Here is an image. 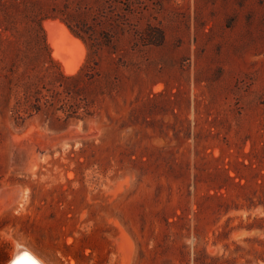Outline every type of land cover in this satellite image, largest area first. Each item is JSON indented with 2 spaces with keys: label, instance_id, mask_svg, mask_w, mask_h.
<instances>
[{
  "label": "rangeland",
  "instance_id": "374dc122",
  "mask_svg": "<svg viewBox=\"0 0 264 264\" xmlns=\"http://www.w3.org/2000/svg\"><path fill=\"white\" fill-rule=\"evenodd\" d=\"M51 9L103 44L96 75L40 60L9 84L5 16ZM101 15L127 22L114 35ZM49 20L84 45H66L74 74ZM44 22L78 75L88 46ZM27 73L54 103L17 122ZM262 184L264 0H0V264L17 243L49 264H246Z\"/></svg>",
  "mask_w": 264,
  "mask_h": 264
},
{
  "label": "trees",
  "instance_id": "16d2710c",
  "mask_svg": "<svg viewBox=\"0 0 264 264\" xmlns=\"http://www.w3.org/2000/svg\"><path fill=\"white\" fill-rule=\"evenodd\" d=\"M86 1V0H81ZM18 5V4H16ZM58 12V13H57ZM63 14V15H58ZM64 11H56V9H51L47 11V13L43 11H39L34 15L32 12L30 15H6L4 20L6 23H3L2 34H4L6 40L9 43L15 45L17 53L15 54L14 63L12 64V73L6 75V79L9 84H12L11 78L12 75L16 73L14 68L19 67L21 64L26 67V69L30 68V66H34L36 62H40L43 60L45 65L50 67H57L59 69V73L57 76L65 77L68 79H77L80 77L83 72L90 78H93L96 75L97 63L96 57L100 50V47L103 44H100L96 41L88 43L87 39H85L83 33V29L86 24L83 22L75 23L71 25L72 15H64ZM103 19L102 25H106L107 30L110 33L116 35L118 30L127 22L126 15H101ZM61 18V20L68 26L71 32L78 38H80L87 46L89 50L88 62L81 68L80 73L74 76H65L64 72L61 71V64L59 61L55 60L51 53V48L49 43L47 42L46 32L43 27V22L47 19H55ZM107 43H110L109 41ZM27 77L29 81L24 84V94L22 99L17 100L16 104L12 108V112L14 118L17 122H24L27 118L32 117L35 111H40V105L42 104V100H45L46 104L52 105V102L47 95L43 93V88L40 86L39 82L42 81V78H39V82L34 83V77L27 73ZM13 85H10L9 91L7 93V105L9 102V97L12 95ZM34 97L37 100V107L34 106ZM32 104L28 105L30 102ZM80 105H75L72 107L71 114H75L77 116ZM264 186V184H262ZM258 204L264 207V199L261 200ZM251 206H257V204H252ZM251 208V207H249ZM255 223L259 230H264V216L256 217ZM248 230L254 228V225H249ZM260 248H253L248 250L249 255L254 256V260H262L264 262V241L257 240ZM242 250L241 247L237 246L236 251ZM240 258H245L246 264H253L254 260L250 258H246L245 256H241ZM238 261V257H232L230 259L224 260L219 264H236Z\"/></svg>",
  "mask_w": 264,
  "mask_h": 264
},
{
  "label": "bare ground",
  "instance_id": "6f19581e",
  "mask_svg": "<svg viewBox=\"0 0 264 264\" xmlns=\"http://www.w3.org/2000/svg\"><path fill=\"white\" fill-rule=\"evenodd\" d=\"M45 28L48 33V40L52 45L54 50L53 55L56 59H59L65 69L67 74H74L78 71L82 61L76 62V60L71 59L66 53V45L71 47V49H75L76 51L84 50L83 43L73 37V35L69 32V30L61 23L56 21H46L44 22ZM58 33H61L65 38V42H61L58 39ZM65 46V47H64ZM49 264L45 259L40 257L35 251L32 249L17 243L14 247V253L11 257V260L8 261L7 264Z\"/></svg>",
  "mask_w": 264,
  "mask_h": 264
},
{
  "label": "snow or ice",
  "instance_id": "6c2138e0",
  "mask_svg": "<svg viewBox=\"0 0 264 264\" xmlns=\"http://www.w3.org/2000/svg\"><path fill=\"white\" fill-rule=\"evenodd\" d=\"M14 264H16V262H14Z\"/></svg>",
  "mask_w": 264,
  "mask_h": 264
}]
</instances>
